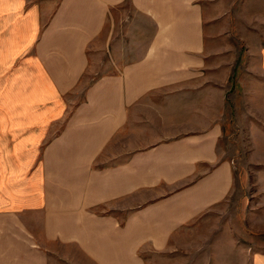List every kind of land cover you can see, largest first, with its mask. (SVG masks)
<instances>
[{
    "label": "crops",
    "instance_id": "1",
    "mask_svg": "<svg viewBox=\"0 0 264 264\" xmlns=\"http://www.w3.org/2000/svg\"><path fill=\"white\" fill-rule=\"evenodd\" d=\"M203 1L0 0V264H146L231 193L226 103L263 116L264 46L235 71Z\"/></svg>",
    "mask_w": 264,
    "mask_h": 264
},
{
    "label": "rangeland",
    "instance_id": "2",
    "mask_svg": "<svg viewBox=\"0 0 264 264\" xmlns=\"http://www.w3.org/2000/svg\"><path fill=\"white\" fill-rule=\"evenodd\" d=\"M203 2L205 11L220 18L215 45L238 53L234 67L238 72L241 64L251 61L250 48L264 46V0ZM97 64L93 55L78 93L97 73L111 71ZM240 99L227 101L225 131L218 142L219 157L233 165L231 193L176 234L165 251L147 255L146 264H249L253 245L264 250V111L260 117L259 105Z\"/></svg>",
    "mask_w": 264,
    "mask_h": 264
}]
</instances>
